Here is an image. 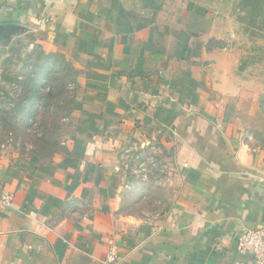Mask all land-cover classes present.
<instances>
[{"label":"crops","instance_id":"1","mask_svg":"<svg viewBox=\"0 0 264 264\" xmlns=\"http://www.w3.org/2000/svg\"><path fill=\"white\" fill-rule=\"evenodd\" d=\"M208 6L0 0V67L12 41L24 39L80 72L66 152L46 163L0 153V264L242 258L236 234L264 226V117L249 112L224 53L209 48ZM155 137L174 154L180 189L139 219L124 212L118 153L127 138Z\"/></svg>","mask_w":264,"mask_h":264},{"label":"rangeland","instance_id":"2","mask_svg":"<svg viewBox=\"0 0 264 264\" xmlns=\"http://www.w3.org/2000/svg\"><path fill=\"white\" fill-rule=\"evenodd\" d=\"M197 1L208 3L215 18L216 35L209 48L224 53L221 61L231 75L232 88L255 101L256 110L253 103V107L246 105V109L251 105L248 110L252 115L260 111L264 117V11H253L241 0ZM45 53L51 52L30 40L15 39L0 67V153L34 163L49 162L66 152L71 108L80 88V72L69 60L73 71L67 75L73 80L59 73L45 79V73L53 68V59L45 60ZM30 86L53 94L51 98L34 95L29 99ZM157 138L148 142L127 138L118 153L124 212L139 219L160 211L180 189V169L174 154L167 151L163 139Z\"/></svg>","mask_w":264,"mask_h":264},{"label":"built area","instance_id":"3","mask_svg":"<svg viewBox=\"0 0 264 264\" xmlns=\"http://www.w3.org/2000/svg\"><path fill=\"white\" fill-rule=\"evenodd\" d=\"M235 242L242 258L234 264H264V226L242 229L236 234Z\"/></svg>","mask_w":264,"mask_h":264},{"label":"trees","instance_id":"4","mask_svg":"<svg viewBox=\"0 0 264 264\" xmlns=\"http://www.w3.org/2000/svg\"><path fill=\"white\" fill-rule=\"evenodd\" d=\"M241 3L243 5H250V9H253V11H264V0H241ZM43 57H45L44 59L45 60H52V66L53 68L50 69L48 72L45 73V79H51V77L53 76V74H57L59 73V76H66L67 79H72V77L68 76L67 75V71H70L72 72L73 71V67L72 65L70 64V62H68V60H66V58L61 55L60 53H45L43 55ZM57 57H61L60 59L57 58ZM62 57H63V60H62ZM67 69H65V67ZM41 70H39V72H37V77L39 78V74H40ZM35 76V77H36ZM31 87V86H30ZM30 93L32 94L31 97H29V99H32L34 98V95L37 97V98H40V97H48V98H51L52 94L51 91H46L45 89L41 90V91H38V90H34L33 87H31V90H29ZM79 108V103L76 101V103H73V106L71 108V110L73 109H77ZM70 110V111H71Z\"/></svg>","mask_w":264,"mask_h":264},{"label":"water","instance_id":"5","mask_svg":"<svg viewBox=\"0 0 264 264\" xmlns=\"http://www.w3.org/2000/svg\"><path fill=\"white\" fill-rule=\"evenodd\" d=\"M12 29V28H11ZM263 217H264V214H263Z\"/></svg>","mask_w":264,"mask_h":264}]
</instances>
